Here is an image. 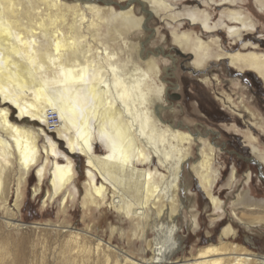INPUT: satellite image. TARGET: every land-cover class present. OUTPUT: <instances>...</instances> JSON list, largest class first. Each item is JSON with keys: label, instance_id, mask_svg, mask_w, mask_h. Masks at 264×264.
<instances>
[{"label": "bare ground", "instance_id": "1", "mask_svg": "<svg viewBox=\"0 0 264 264\" xmlns=\"http://www.w3.org/2000/svg\"><path fill=\"white\" fill-rule=\"evenodd\" d=\"M199 1L0 0V264H264V254L236 242L238 229L247 242L264 230V205L251 202L245 189L249 170L217 240L184 256L183 225L199 227L194 180L210 224L226 214L215 192L225 143L220 132L178 119L169 91L179 85L166 80L176 76L174 57L188 56L192 74L226 61L264 88V0H252L258 12L245 0ZM156 19L169 26V37L153 28ZM231 85L241 92L237 101L226 93L219 101L242 118L245 129L231 130L241 132L247 161L263 181L264 144L256 133L264 135V117L243 85ZM53 89L65 109L85 93L94 108L85 119L66 112L61 120L49 104ZM29 177L32 197L41 198L42 209L54 203L57 221H21ZM238 181L231 167L223 190ZM75 204L80 229L69 220ZM107 212L115 221H106V239L99 232Z\"/></svg>", "mask_w": 264, "mask_h": 264}, {"label": "rangeland", "instance_id": "2", "mask_svg": "<svg viewBox=\"0 0 264 264\" xmlns=\"http://www.w3.org/2000/svg\"><path fill=\"white\" fill-rule=\"evenodd\" d=\"M200 3L199 0H195ZM245 5L250 7V9L258 12L253 6L252 0H245ZM219 18L216 14L215 21ZM214 21V22H215ZM160 27L162 33L169 37L170 28L165 25L160 19H156L153 24V28ZM258 31H262L264 28V17L260 18V25H258ZM224 31V29H222ZM225 32V31H224ZM256 37L260 35L255 34ZM207 40V35L203 36ZM171 45L169 39L164 47L168 49ZM242 44L238 45L240 48ZM223 47L226 50H230L232 43L230 40L224 37ZM170 51H167V54ZM177 60V71L175 77H168L166 80L169 82L168 86L173 87V85L178 84V89H172L170 93V102L174 105L175 111L178 112V119H187L193 121V123L199 124V128L204 127L206 129L214 130L215 132H220L221 143H225V151L220 154L217 159L219 167L222 169V177L219 185L216 186L215 192L220 196V199L224 202L226 214L223 219L210 224L209 212L210 210L206 208L207 203L204 197L199 192L197 183L194 180L191 186V192L195 195L196 210L198 211V221L199 227L197 230L191 232L187 230V225H183V230L181 232V237L183 239L184 256H189L191 252H195L198 247L204 246L210 243L209 239L217 240L220 229L223 227L224 223L227 221V216L231 210L230 202L235 197V195L242 190V174L249 170L252 173V181L249 183L245 189L250 192L251 202L260 203L264 205V180L258 179V169L255 165L248 162V158L251 157L250 148L245 146L242 138V130L245 129L242 123V118L232 115L228 110H226L219 101V97L226 93L232 98V100L237 101L238 95H240V90L231 85V81H236L243 87V92L245 96L248 97L250 105L255 107L264 117V88L261 82L256 81L252 77H248L244 74H237L235 70L229 68L226 61L219 62L216 61L212 66H208L206 70L199 74H192L189 65V57L175 56ZM207 76L210 79L208 84H204L202 79ZM241 119V120H240ZM243 124V125H242ZM236 125L241 131L236 133L231 130V126ZM260 143L264 144V135L256 133ZM94 148L103 152V147L100 143H96ZM74 159V158H72ZM75 171L78 176V181H82L83 164L81 160H76ZM231 167H234L238 171L239 181L236 188L233 190L224 189L223 184L227 179ZM34 185V181L31 177L28 178L26 185V196L23 207L21 209V221L25 223H45L48 221H57L56 205L50 204L48 207L41 208V198L34 199L31 195V187ZM217 185V184H216ZM238 189V190H237ZM238 191V192H237ZM198 192V193H197ZM115 215H111L107 212L102 216L100 226L101 232H99L102 237L105 236L102 231L106 228V221L114 222ZM70 223L77 227L82 228L81 223V211L78 204H75L70 209L69 216ZM4 231V230H3ZM27 235H31L30 229L23 230ZM25 234V235H26ZM104 234V235H103ZM252 236V237H251ZM107 239V236L104 237ZM251 241L247 242L245 238V233L242 229H238V236L236 239L237 243L243 244L254 252L264 254V230L261 232L250 235ZM124 244V243H123ZM123 244H120L123 246Z\"/></svg>", "mask_w": 264, "mask_h": 264}, {"label": "snow or ice", "instance_id": "3", "mask_svg": "<svg viewBox=\"0 0 264 264\" xmlns=\"http://www.w3.org/2000/svg\"><path fill=\"white\" fill-rule=\"evenodd\" d=\"M105 87H107V85H105ZM52 91L54 95L52 96V98L49 99V104L52 106L54 110L59 108L61 112V117H60L61 120L65 118L66 112L69 115V118L85 119L88 108L89 107L94 108V103H95L94 98H89L87 96V93H85L83 98L80 96L76 97L72 101V106L70 108L65 109L63 107L64 97L62 93L56 91L55 89H53ZM17 143H19V141ZM25 148H27V145H25ZM28 162H29V156L27 155V153H25V161H24L25 166H27Z\"/></svg>", "mask_w": 264, "mask_h": 264}]
</instances>
